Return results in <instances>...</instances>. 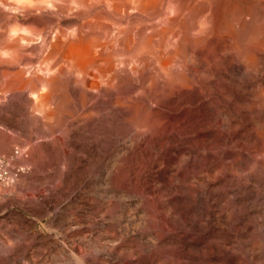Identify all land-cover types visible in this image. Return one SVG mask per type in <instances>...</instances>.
<instances>
[{"label": "bare ground", "instance_id": "obj_1", "mask_svg": "<svg viewBox=\"0 0 264 264\" xmlns=\"http://www.w3.org/2000/svg\"><path fill=\"white\" fill-rule=\"evenodd\" d=\"M0 180V231L56 264H244L264 0H0Z\"/></svg>", "mask_w": 264, "mask_h": 264}, {"label": "rangeland", "instance_id": "obj_2", "mask_svg": "<svg viewBox=\"0 0 264 264\" xmlns=\"http://www.w3.org/2000/svg\"><path fill=\"white\" fill-rule=\"evenodd\" d=\"M5 165L8 167L10 166L9 162H5ZM0 182L2 184H5L6 181L0 180ZM28 199L29 198L27 197L21 196L19 198V201L27 202ZM82 204H85V202H82ZM69 206H70L69 204L64 203L59 208L61 210L60 212H65L66 210H68L69 211L67 213V215L69 216L68 219L77 217L74 216L75 208L72 207L69 208ZM57 212H59V210L50 213L47 217L42 219H37L34 215L27 214L25 220L29 222H33V227L29 230L28 236H30L31 239H34L36 238V235H39L38 233L42 235H50L51 231L49 230V228L51 225V221L55 218ZM58 216H60L59 213ZM60 218L63 219V216H61ZM10 226L12 230L17 229L20 232L23 231L22 227H20L19 224L18 225L11 224ZM3 232H5V230L2 232L0 231V244L4 243L6 239L8 240V243H4L6 245L3 244L0 247L1 263L3 264H56L57 263L55 260V255L52 251L53 248L49 244L39 245L37 243H34L31 246L25 245L26 247H22L23 248L22 251L26 253L27 259L23 260L21 257L22 251L18 249L20 245H17V242L20 240L16 237L17 232L15 231L14 236L10 238L6 237L7 235L4 234ZM248 235H249V239H247V242H245L246 246L242 245V248L245 253L243 263L264 264V243L262 242V240H264V232H259L258 229L252 228V231H250ZM248 250L249 252H247ZM252 253L254 255H252ZM251 256L254 262H252ZM232 264H237L236 260H234Z\"/></svg>", "mask_w": 264, "mask_h": 264}]
</instances>
